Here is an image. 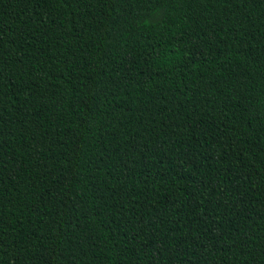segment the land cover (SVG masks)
Masks as SVG:
<instances>
[{
  "label": "trees",
  "instance_id": "trees-1",
  "mask_svg": "<svg viewBox=\"0 0 264 264\" xmlns=\"http://www.w3.org/2000/svg\"><path fill=\"white\" fill-rule=\"evenodd\" d=\"M0 264H264V0H0Z\"/></svg>",
  "mask_w": 264,
  "mask_h": 264
}]
</instances>
